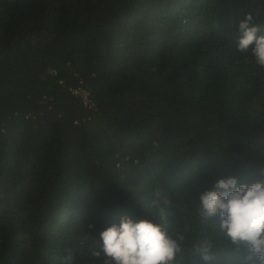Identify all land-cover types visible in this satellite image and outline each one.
I'll return each instance as SVG.
<instances>
[{"label":"trees","instance_id":"1","mask_svg":"<svg viewBox=\"0 0 264 264\" xmlns=\"http://www.w3.org/2000/svg\"><path fill=\"white\" fill-rule=\"evenodd\" d=\"M249 14L264 28V0H0V264H104L123 216L162 224L172 264H244L197 205L220 179H264Z\"/></svg>","mask_w":264,"mask_h":264},{"label":"clouds","instance_id":"2","mask_svg":"<svg viewBox=\"0 0 264 264\" xmlns=\"http://www.w3.org/2000/svg\"><path fill=\"white\" fill-rule=\"evenodd\" d=\"M252 21L249 14L239 23L242 35L237 49L250 53L256 66L264 69V35H258L264 28L252 26ZM260 175L264 176V169ZM160 212L163 218L164 209ZM197 213L202 224H211L237 252L247 251L244 264H264V179L251 184H240L236 177L218 180L212 190L199 194ZM99 241L100 250L94 251L93 256L99 258L103 254L104 264H172L181 250L162 224L150 220L136 222L129 216L103 230ZM195 252L205 262L214 259L212 246L206 240L196 245ZM72 261L70 251L61 258V264Z\"/></svg>","mask_w":264,"mask_h":264},{"label":"built area","instance_id":"3","mask_svg":"<svg viewBox=\"0 0 264 264\" xmlns=\"http://www.w3.org/2000/svg\"><path fill=\"white\" fill-rule=\"evenodd\" d=\"M71 92L74 96L80 98L84 104V106L90 110L96 109V104L92 100L91 93L89 90L84 86V83L81 81L79 86L71 89Z\"/></svg>","mask_w":264,"mask_h":264}]
</instances>
